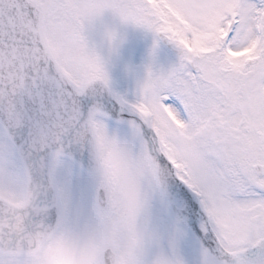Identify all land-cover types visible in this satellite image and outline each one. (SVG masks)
<instances>
[{
    "label": "snow or ice",
    "instance_id": "6c2138e0",
    "mask_svg": "<svg viewBox=\"0 0 264 264\" xmlns=\"http://www.w3.org/2000/svg\"><path fill=\"white\" fill-rule=\"evenodd\" d=\"M0 264H264V0H0Z\"/></svg>",
    "mask_w": 264,
    "mask_h": 264
}]
</instances>
